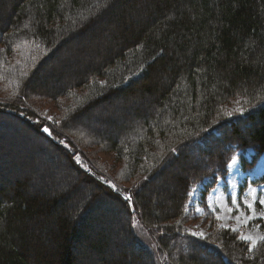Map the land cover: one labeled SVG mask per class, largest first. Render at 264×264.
<instances>
[{"label": "trees", "instance_id": "trees-1", "mask_svg": "<svg viewBox=\"0 0 264 264\" xmlns=\"http://www.w3.org/2000/svg\"><path fill=\"white\" fill-rule=\"evenodd\" d=\"M9 8V16L0 18V77L9 76L7 91L14 101L3 105L0 115L7 119L12 112L23 111L25 128L64 159L69 172L91 193L84 200L73 186L68 194L29 195L28 179L0 178V264H137L142 256L146 264H206L183 253L189 247L205 250L195 238L189 245L186 230L191 218L180 212V205H187L192 187L210 179L201 192L205 199L215 179L224 177L230 163L225 149L231 144L240 149L264 148V0H15ZM91 25L111 39L100 62L59 88L42 83L38 90V74L60 46ZM12 43L33 47L34 58L12 64ZM34 71L33 79L26 81ZM135 95L146 98L150 106L146 114L137 109L135 121L105 115L114 131L89 132L80 125L116 97ZM228 99H242L251 107L247 113L253 131L231 129L224 123L217 105ZM38 100L57 102L53 109L58 114L51 117L60 120L38 117ZM254 123L259 124L254 127ZM45 124L52 138L42 133ZM211 140L224 145L210 165L188 167V179L168 174L176 193L156 205L149 203L145 197L149 185L166 176V170L184 160L191 148L206 149ZM76 153L89 156V162ZM101 153L124 166L107 175L102 172L105 164L97 159ZM205 154L209 156V151ZM127 176L143 179L129 190L131 206L121 199L127 195ZM257 180L262 183L264 177ZM73 197L75 207L66 209ZM105 198L121 207L124 220L134 208L153 226L142 241L119 232L122 240H133L134 246L126 243L127 253L124 245L117 246L116 232L88 228L87 221L102 224L98 201ZM176 216L175 227L161 223ZM151 233L163 237L153 246L145 243ZM209 239L221 246L218 257L226 258L216 264H264V241L249 247L226 229H217Z\"/></svg>", "mask_w": 264, "mask_h": 264}, {"label": "rangeland", "instance_id": "rangeland-1", "mask_svg": "<svg viewBox=\"0 0 264 264\" xmlns=\"http://www.w3.org/2000/svg\"><path fill=\"white\" fill-rule=\"evenodd\" d=\"M14 1L0 0V18L3 19L9 16V6ZM100 24H104V21H100ZM102 28H106V26L104 25ZM110 40L109 34L106 35L105 32L101 33V30L99 32L95 31L92 25L83 28V32L78 36L69 38L64 47H61V45L57 55L39 72L36 82L38 90L42 89V83H45V87L49 85L51 88H59L65 82L71 80L79 71L90 67V64L99 63L103 52L107 47L111 46ZM23 46L29 50H34L30 45L23 44ZM7 93L8 91L0 94L2 105L6 101L11 105L10 102L14 101L12 97L9 99L10 92ZM145 100L146 98L136 95L130 98L116 97L112 103L105 104L97 109L95 113L89 114L85 120L80 122V125L94 131H114L115 129L105 122V115H112L117 120L124 118L128 121H135L133 115L139 116L140 114H136L137 109L141 110L142 108L144 111H141V113L146 114L145 112L150 108L149 105L145 104ZM29 101L33 100L30 99ZM36 102L35 105L38 106L39 110L36 111L38 117L40 115L45 117L48 109H50V114L57 113L48 101L38 100ZM144 104L147 106L146 108ZM248 111V109H244L243 114ZM3 120L4 122L0 124V128L10 129L14 127L17 130L15 133L18 132V134H14L8 130L12 132L7 134L8 139H0V159L2 158L0 160V178L5 177L15 181L18 179H28L29 185L25 188V191L29 195L34 192L36 194L47 195L45 194L46 191L50 192L48 196H51L52 193L55 196L64 193L68 194L69 190L72 191V187L76 186L74 188L80 198L83 196L85 200L88 197L89 193H91L89 186L81 184L78 177L73 172H69L66 161L60 159V156L54 153L50 147L46 146L47 144L37 137L36 133L26 128H21L19 124L12 123L13 125H11V122L7 121V119ZM223 145L211 140L207 143L206 149L191 148L184 160L179 161L175 166L166 170L168 172L166 176H161L156 182L149 185L150 189L145 192L146 199L152 205H156L157 202L164 201L174 195L177 189L174 182L168 178V174L181 175V178L188 179V167H208L211 157L223 151ZM206 151H209V156L205 154ZM48 153L59 159H53L47 155ZM76 157H80L86 163L89 162V156H78L76 153ZM111 158L108 153H101L97 157L98 161H102L105 164L102 172H106L107 175H110V172L115 174L120 169ZM14 165L20 168V172L16 173L19 175H15V178H13V172L11 173L10 171V169L14 168ZM91 165H95V167L93 166L94 169L98 167L97 164L91 163ZM115 166L116 168H114ZM124 174L127 175V171L125 172L124 170ZM260 177H264V154L248 174L242 172L238 160L235 166L229 167L228 165L227 175L223 179H217L214 187L207 193L205 206L199 204V198L204 184L210 180L208 179L194 187L190 193L187 206L190 213V217H188L191 218L187 223L188 233H193L195 237L204 238L208 233L207 229L214 233L217 229H226L237 233L239 238L249 247H254L261 241H264V203H261L264 200V182L252 183L253 180L255 181ZM126 179H129L128 176ZM141 181H143L141 176H131V179L124 184L128 189L125 192L127 194L124 197L125 199L131 196L129 190L134 188L135 182L137 184ZM244 181L245 184L241 188V184ZM224 187L226 188L225 191ZM124 198L121 197L123 201L130 203V197L128 200ZM233 200L236 202L232 203ZM74 201L75 197L72 198V204H66V209H73L75 207L73 206V204L75 205ZM98 202L102 203V206L99 205L97 211L103 215L102 224L89 223L87 221L88 228H106V230L108 228L107 231L116 232L118 234L115 238L117 246L119 244L124 245V252H129V249L126 248V241L122 240L121 236H119V232L124 230L122 223L124 214L121 207L113 201L114 204L111 203L108 199H101ZM248 204H251L252 207L249 208ZM113 220L115 221L114 224L112 223ZM106 221L108 224L104 223ZM200 233H203V235L201 236ZM244 237H251V239L246 240ZM217 245L213 242L212 246L208 247V250L205 249V252L201 249H192V247L188 251L182 252L189 253L206 264H216L218 255L216 256L215 253L208 251L215 247L218 252L221 246L219 245L220 247H218ZM120 251L123 253V250L120 249ZM132 252L135 253V249H132ZM145 261L147 262V259L144 256L137 257V264H146Z\"/></svg>", "mask_w": 264, "mask_h": 264}, {"label": "bare ground", "instance_id": "bare-ground-1", "mask_svg": "<svg viewBox=\"0 0 264 264\" xmlns=\"http://www.w3.org/2000/svg\"><path fill=\"white\" fill-rule=\"evenodd\" d=\"M0 46H1V41H0ZM34 55L33 54V51L32 50H29L28 48L26 47H17L14 43H12L10 45V60L12 62V64H17V65H20L19 63L21 64H25V62H29L30 60H32L34 58ZM37 71H34L27 79L26 81H31L35 75ZM8 75H5L3 74L1 77H0V94L4 93L7 91L8 89V83H7V79H8ZM20 96V94H19ZM18 96V97H19ZM10 99V97H9ZM53 104H50L51 107H53V105H57V102H52ZM5 106H9V104H4ZM3 105L0 104V110L2 109ZM28 111H30V108L28 106H25ZM250 106L247 105L242 99H239V100H232V99H228V100H225L223 102H220L218 105H217V110H220V113H221V118L224 119V123H226V125L228 127H231V129H234L235 130H243V127H247V132L250 133L251 131H253V126H251L252 124L249 123V119L248 117L250 116L251 113H244V109L245 110H250ZM50 109H48V113L46 114V118H50L51 116L54 115L53 114H50ZM216 114V112L214 113ZM243 114V115H242ZM218 116H219V113H218ZM23 111H17V112H12L7 118V121H10L11 125L13 124H19L21 128L25 129V124H24V119H23ZM0 118L4 119V117L2 115H0ZM59 117L56 116L54 118L51 117L52 121L54 122H57ZM213 119V114L210 116L209 120ZM40 119H38L39 121ZM223 121V120H222ZM13 123V124H12ZM28 122L26 121V124ZM251 124V125H250ZM254 127H257L258 125L256 123L253 124ZM257 125V126H256ZM19 127V128H20ZM2 129L0 131V139H4V140H7V134L8 133H14V134H18L15 133V131H17L14 127L10 128V129H6V128H0ZM45 129H48V131H45ZM12 132H10V131ZM44 130V133L47 134L45 135L43 132V134L49 138H52V133L50 131V129L45 125H43V127L41 128V131ZM90 131H93V130H90L89 129V132ZM26 137V136H25ZM215 143H218L220 144L219 142H215ZM224 144V143H223ZM225 150H228L226 154H228V161L231 162V158L233 156L236 157V159L239 161V165H240V168L242 170V172L248 174L252 168L257 164V162L259 161V159L261 158V156L264 154V148H257L256 146H252V147H246L244 149H240L238 147H236L234 144H231L228 148H226ZM2 159V158H1ZM0 159V160H1ZM147 159L146 158H143L142 162L146 163ZM116 166L118 167H123L124 166V163L123 162H117ZM123 171H124V168H123ZM13 172L12 175H19V174H16L17 172L19 173L20 172V168L19 166H15L14 165V168L11 170V173ZM227 175V168H226V174L224 175V177ZM126 176V175H125ZM223 177V178H224ZM130 180L131 177H128ZM223 178H216L215 179V182L217 179H223ZM133 179V178H132ZM127 179H125V183L128 181ZM208 179H205L204 181H206ZM210 180V179H209ZM203 181V182H204ZM203 182H201L200 184H202ZM210 181H208V183L204 184L203 186V190L205 187L209 186ZM252 182L256 183L258 182V180H253ZM139 183V182H138ZM137 183V184H138ZM136 184V182H135ZM245 184V181L243 182V184H241V188L243 187V185ZM199 185V184H198ZM215 185V183H214ZM213 185V187H214ZM197 186V185H196ZM195 186V187H196ZM226 186V185H225ZM212 187V188H213ZM194 187H192L191 189L193 190ZM211 188V189H212ZM210 189V190H211ZM191 190V191H192ZM226 190V188L224 187V191ZM209 192V191H208ZM191 193V192H190ZM190 193H189V199H190ZM125 199V198H124ZM129 198L125 199V200H128ZM188 200V199H187ZM189 202V200H188ZM188 202H187V205H185L184 207V204H181L180 205V212L182 214H186L188 216H190V213L188 211ZM129 206H131V201L130 203H127ZM199 204L201 206H205V199H201V196L199 198ZM126 219L127 220H123V226H124V230L122 231L123 233H129L132 237H134L135 239H138V241H142L143 238H144V233L146 231H150L151 229H153V226L152 224L148 225L143 219L140 218V215H139V212L136 211V209H130L129 212L126 214ZM163 224H169L170 226L172 227H175L178 225V217H172L170 219H168L167 221L165 222H161ZM187 231V230H186ZM208 233L204 236V238H199V237H195V235L192 233V234H189L188 231H187V234L189 236H191V242L189 243V245L191 246V244L194 242V238L200 242V244H202L201 248H203L204 250L207 249L208 250V247L210 246V241L211 239H209V241H206L207 238H211V233L212 231H210L209 229H207ZM162 236V235H160ZM133 238V239H134ZM163 238V237H159L157 235H154V234H150L146 240L147 242L145 243H148L149 246H153L155 244H158L160 242V239ZM134 239V240H135ZM132 238L130 237V239L128 240V243L129 246H131L130 244H132ZM206 241V242H204ZM133 245V244H132ZM134 246V245H133ZM191 248V247H189ZM203 251V250H202ZM210 253H215V255L217 256L218 255V252H217V249H214L212 252ZM218 259H221L222 261L225 262L226 258L225 257H217ZM217 260V259H216Z\"/></svg>", "mask_w": 264, "mask_h": 264}, {"label": "snow or ice", "instance_id": "snow-or-ice-1", "mask_svg": "<svg viewBox=\"0 0 264 264\" xmlns=\"http://www.w3.org/2000/svg\"><path fill=\"white\" fill-rule=\"evenodd\" d=\"M45 131H48V129H45ZM236 163H237V159H236L235 156H233V157L231 158V163L229 164V167L235 166ZM235 202H236L235 200L232 201V203H235ZM261 203H264V200H262ZM248 207L251 208L252 205H251V204H248ZM218 218H219V217H218ZM200 235L202 236L203 233H200ZM244 239H246V240H250L251 237H244Z\"/></svg>", "mask_w": 264, "mask_h": 264}, {"label": "water", "instance_id": "water-1", "mask_svg": "<svg viewBox=\"0 0 264 264\" xmlns=\"http://www.w3.org/2000/svg\"><path fill=\"white\" fill-rule=\"evenodd\" d=\"M42 132L44 133V130H42ZM44 134H45V133H44ZM46 134H47V132H46ZM46 134H45V135H46Z\"/></svg>", "mask_w": 264, "mask_h": 264}]
</instances>
